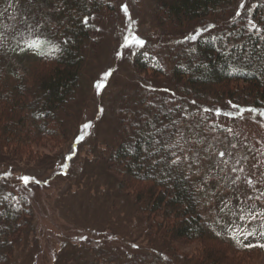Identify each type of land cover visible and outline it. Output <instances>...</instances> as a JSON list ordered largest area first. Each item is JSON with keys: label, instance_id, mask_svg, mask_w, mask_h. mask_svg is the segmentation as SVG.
I'll use <instances>...</instances> for the list:
<instances>
[{"label": "rangeland", "instance_id": "obj_1", "mask_svg": "<svg viewBox=\"0 0 264 264\" xmlns=\"http://www.w3.org/2000/svg\"><path fill=\"white\" fill-rule=\"evenodd\" d=\"M101 1L106 8L90 20L93 42L81 69V85L70 111L72 117L66 122L67 133L61 130L62 135L57 139L38 135L34 144L28 142L32 148L23 150L4 133L3 117L9 108L0 106V197L14 195L18 201L27 202L29 211L28 224L17 240L12 262L188 264L196 259L200 261L204 252L211 251L224 264H264V237L256 236V230L264 231V216L258 215L264 213V196H261L264 192L261 175L264 173V155H261L264 153V115H260L264 111L238 110L225 97L218 98L220 102L213 105L211 102L217 99L214 97L206 107L210 108L212 124L216 127V132L206 130L212 138L187 125L174 141L182 144L183 155L189 161L197 159L199 167L193 165L191 170L194 178L206 185L208 207L217 210L214 219L222 224V233L237 232L238 240L255 247V251L239 253L209 239L177 242L171 235L161 233L153 227L156 222L148 221L135 207V198L139 195L144 202L145 190L150 185L130 180L131 192L123 194L118 183L123 177L107 166L109 154L117 146L119 120L136 119L138 111L146 118L148 104L164 103L171 111L179 106L178 81L172 76L178 42L198 34L223 33L238 21L239 15L229 11L179 23L163 17L165 10H161L158 0ZM251 1L241 0L239 4L247 10ZM49 11L39 0H0V43L8 42V58L19 65L21 73L28 64L37 62L32 65L31 81L39 74L38 69L48 70L51 66L41 68L38 63L41 58L27 50L26 40L17 38L13 42L10 38L20 30L39 32V28L33 30L36 25L45 28ZM21 21L26 23L20 25ZM133 38L143 40L144 46L129 44ZM143 56L146 60H157L161 72L147 68L142 71L138 61ZM233 88V96L245 100L246 96ZM208 92L216 95L211 89ZM183 102L187 109L186 105L193 104ZM199 109L204 111V104ZM86 124L90 125L87 129ZM196 124L204 129L210 122L197 119ZM27 131L32 132L29 128L23 130L25 134ZM82 134L87 137L83 138ZM80 136L81 146L76 143ZM220 151L233 153V157L225 156L227 165L220 161ZM244 156L248 159L235 165V159ZM233 166H243L244 172H231ZM118 168L124 170L122 165ZM237 175L240 180L233 184L232 178ZM23 176L29 177L28 185L21 181ZM246 179H251L255 187H249ZM153 189L160 193V189ZM165 207L168 210L169 204ZM178 215L179 212L172 216L166 211L158 219L174 222Z\"/></svg>", "mask_w": 264, "mask_h": 264}, {"label": "trees", "instance_id": "obj_2", "mask_svg": "<svg viewBox=\"0 0 264 264\" xmlns=\"http://www.w3.org/2000/svg\"><path fill=\"white\" fill-rule=\"evenodd\" d=\"M240 1L158 0L161 10H165L163 17L170 22H195L229 11L235 12L239 18L223 33L198 34L196 39L191 37L178 42L172 76L178 81L179 106L171 111L164 103L148 104L146 118L141 114L142 111H138L136 119L119 120L116 129L117 146L109 154L107 166L111 172L123 177L117 178L123 194L131 192L128 185L130 180L150 185L145 190L146 194L142 191L146 195L144 202L139 195L135 198V207L141 216L151 223L156 222L153 227L161 233L171 235L177 242L209 239L239 253H248L255 251V247L243 245L236 236L237 232L231 230L222 233V224L214 219L217 210L208 207L206 185L197 181L192 170L184 164L180 167L170 164L174 158L173 153L184 157L182 144H174V141L187 125L195 127L209 139L212 137L206 134V130L216 132L210 108H206L214 97L217 99L211 102L213 105L220 102L218 98L225 97L238 110L264 111V0H252L247 10L242 9ZM39 2L50 9L48 25L43 29L39 25L33 27V30L39 28V32H33L32 29L29 32L17 31L15 38L11 37L10 40L16 42L17 38H21L28 44H34L32 51L36 58H41L38 62L41 68H51L38 69L39 74L31 81L32 65L37 62L28 64L21 73L19 65L8 58V42L0 43V106L9 108L3 117V129L8 134V140L12 139V143L26 151L32 148L28 142L34 144L38 135L57 139L62 135L61 130L67 133L66 122L72 117L70 111L81 85V69L88 47L93 42L90 20L106 8L101 0ZM23 23L26 22L21 21L20 25ZM252 24L260 31L254 30ZM138 66L144 72L146 68L161 72L159 62L155 59L146 60L145 56L140 57ZM231 88L247 98H235ZM210 89L216 95H209ZM3 96L6 97L2 99ZM179 96L183 98L181 101ZM183 100L193 103L186 105L189 109L184 107ZM203 104L207 111H203V108L197 110ZM197 119L210 124L203 129L196 124ZM27 128L32 132L27 131L25 134L23 130ZM82 136L87 137L84 134ZM78 141L77 137L76 143L81 146L83 141ZM120 165L125 171L118 168ZM153 188L160 189V193ZM166 204H169L168 210ZM223 210L226 212L227 207ZM166 211L172 216L179 212L177 221L159 220ZM28 213L26 201H18L10 194L1 195L0 264H14L12 258L15 245L28 224ZM261 233L264 231L256 230V236L260 239L264 237ZM258 245L261 247V244ZM206 252L205 256H200V261L196 259L186 262L224 264L213 252ZM162 262L159 264H172L169 261Z\"/></svg>", "mask_w": 264, "mask_h": 264}, {"label": "snow or ice", "instance_id": "obj_3", "mask_svg": "<svg viewBox=\"0 0 264 264\" xmlns=\"http://www.w3.org/2000/svg\"><path fill=\"white\" fill-rule=\"evenodd\" d=\"M124 11H125V13H127V7L126 6H124ZM237 14H239V13H237ZM251 27L254 30H256V31H260V29H257L256 28V25L255 24H252ZM192 39H196V37L193 36ZM132 42H134L139 47H143L144 46V43H145L143 40L138 39V38H133V40L132 41H129L128 43L130 44ZM33 48H35V45L34 44H29L27 50L28 51H31ZM107 75L108 74H106V76ZM205 111H207V109ZM248 111L249 112H252L254 110L253 109H248ZM260 115H264V113H260ZM84 127L87 129V128L90 127V125H87L86 124ZM158 131H159V129H158ZM229 131H231V130H229ZM232 147L235 148L236 145H232ZM181 150L183 151V149H181ZM172 155L174 156V158L170 161V164L173 165V166L180 167L181 164H184L185 167H187L189 169H191L193 165H196L197 168L199 167V165L197 164V159L196 158L191 159V161L189 162V157L187 155H185L184 157L177 156V155H175V153H173ZM226 155L229 156V157H233V153H227L226 154L223 151H220L218 153V156L220 158V161H222L224 165H227L228 164V160L227 159H224ZM261 155H264V153H261ZM247 159H248L247 156H244L241 159H235V165L239 166V165H241L242 160H247ZM237 166H233L230 169L231 172H233V173L244 172V167L243 166H240V167H237ZM253 167H257V165L254 164ZM261 175L264 176V173H261ZM20 179H21V181L25 185H28L31 182L30 179H29V177H27V176L20 177ZM239 180H240V177H239V175H237L234 178H232V183L233 184H236L237 181H239ZM245 182H246V184L249 187H255V184L253 183V181L251 179H246ZM261 196H264V192L261 193ZM248 199H252V197L249 196ZM258 215L264 216V213H258ZM252 219H255V216H252ZM261 234L264 235V233H261ZM250 235H254V233H250ZM133 247H138V246L137 245H133ZM262 247H264V245H262Z\"/></svg>", "mask_w": 264, "mask_h": 264}]
</instances>
